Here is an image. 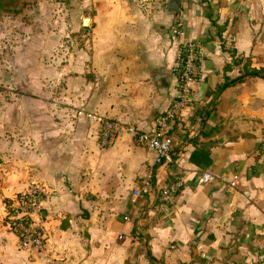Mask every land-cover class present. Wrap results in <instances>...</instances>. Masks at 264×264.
Instances as JSON below:
<instances>
[{
  "label": "crops",
  "instance_id": "0c3cea01",
  "mask_svg": "<svg viewBox=\"0 0 264 264\" xmlns=\"http://www.w3.org/2000/svg\"><path fill=\"white\" fill-rule=\"evenodd\" d=\"M37 2L8 17L20 30L8 84L24 94L0 104V264H264V0ZM187 43L202 61L195 103L170 130L173 162L126 131L103 148L101 119L155 130ZM31 188L46 193L42 253L4 224Z\"/></svg>",
  "mask_w": 264,
  "mask_h": 264
},
{
  "label": "built area",
  "instance_id": "2783aa9c",
  "mask_svg": "<svg viewBox=\"0 0 264 264\" xmlns=\"http://www.w3.org/2000/svg\"><path fill=\"white\" fill-rule=\"evenodd\" d=\"M172 33L175 37L182 35L181 24H177ZM202 61L199 47L194 43H187L179 49L177 61L173 72L177 77L178 97L170 108L157 119L155 130L145 132L137 127L124 126L113 120H102L100 131V143L103 148L109 147L121 134L126 131L142 147L153 150L156 154V164L164 165L173 162L172 140L169 132L173 124L178 120L183 110L193 107L195 86L198 83L197 64ZM216 179L211 173L202 175V182L210 183ZM238 178H235V180ZM236 181L229 182L231 188H235ZM184 186L182 178H175L166 187L160 190V198L163 203L170 204L175 201ZM151 188V180L143 182V192L148 193ZM141 195L140 191L136 192ZM46 200V193L42 188H31L21 193L11 204L4 224L19 239V245L23 250H32L38 253L45 252L49 246L50 237L42 225L41 210Z\"/></svg>",
  "mask_w": 264,
  "mask_h": 264
},
{
  "label": "rangeland",
  "instance_id": "374dc122",
  "mask_svg": "<svg viewBox=\"0 0 264 264\" xmlns=\"http://www.w3.org/2000/svg\"><path fill=\"white\" fill-rule=\"evenodd\" d=\"M63 3H70V0H62ZM38 2L37 0H22L19 13H0V104L6 103L8 101L9 96L16 95V97H21L24 94L22 88L9 86L8 79L13 76V69L11 64H7L8 57L11 56V51L8 49V45H12L13 41L17 40L14 38L16 33H20V30L15 29L16 27L10 26L12 24L11 19L8 17L22 18L23 16H28L25 11L29 9L34 10L37 8ZM13 29L16 31L13 32ZM10 34V35H9ZM71 36L66 39L68 41V45L71 46L72 41ZM10 54V55H9ZM22 70L18 71V75H20Z\"/></svg>",
  "mask_w": 264,
  "mask_h": 264
},
{
  "label": "trees",
  "instance_id": "16d2710c",
  "mask_svg": "<svg viewBox=\"0 0 264 264\" xmlns=\"http://www.w3.org/2000/svg\"><path fill=\"white\" fill-rule=\"evenodd\" d=\"M21 2L22 0H0V13H19ZM252 73L253 75H261V72L259 71H254ZM233 83H235V81L227 82L222 87H227L228 85H231ZM171 133L172 132H169V137H171Z\"/></svg>",
  "mask_w": 264,
  "mask_h": 264
},
{
  "label": "water",
  "instance_id": "95a60500",
  "mask_svg": "<svg viewBox=\"0 0 264 264\" xmlns=\"http://www.w3.org/2000/svg\"><path fill=\"white\" fill-rule=\"evenodd\" d=\"M89 23H90V20L89 19H85L84 26L85 27H88L89 26Z\"/></svg>",
  "mask_w": 264,
  "mask_h": 264
}]
</instances>
